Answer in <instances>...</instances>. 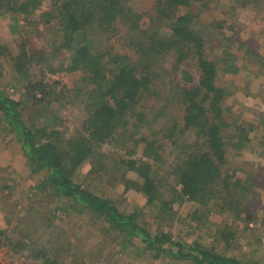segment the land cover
<instances>
[{"label":"rangeland","instance_id":"1","mask_svg":"<svg viewBox=\"0 0 264 264\" xmlns=\"http://www.w3.org/2000/svg\"><path fill=\"white\" fill-rule=\"evenodd\" d=\"M128 2L142 16L157 5V0ZM47 10L49 1H44L41 10L30 17L0 11V93L18 101L23 116L28 119V114L36 111L35 97L41 93L40 89L31 87L38 81L47 83L41 94L43 101L39 103L45 115L38 122L51 124L69 138L82 129L86 98L92 87L85 73L65 71L67 55L62 50L56 51L58 44L54 45L59 41V27L55 21L46 22L42 12ZM193 11L190 14L187 9L180 10L184 15L197 14L193 34L197 33L203 43L204 59L215 65L216 85L224 89L221 103L224 119L230 132L236 136L246 133L251 139L243 150L234 149L236 140H227V158L235 154L239 165L240 162L248 165L240 167L231 163L234 168L242 169L241 177L232 186L242 198L231 199L225 195V189L218 191L231 205H238L239 201L241 210L246 208L252 219L245 218L244 213L236 219L234 211L220 213L211 204L206 209L198 207L195 212L196 205L173 198L170 190L174 178L167 177L166 172L173 167L174 153L165 148L155 152L161 160L154 173V168L147 173L146 179H139L120 162V158L128 156V161L136 162L133 164L141 172L149 170L143 161H147L154 146L149 143L156 141L140 135L139 123L136 130L132 129L131 119L141 111L150 117L147 108L151 103L157 105L158 99L137 101L129 118L127 136L100 145L98 150L105 155L100 162L101 172L89 174L91 166L86 162L74 172L72 179L98 197L106 198L123 213L139 211L140 225L152 235L164 233L174 243L198 242L215 253L235 257L246 264H264V0H207L204 6L194 5ZM22 55L27 60L18 67ZM161 65L170 67L169 77L173 78L171 64L164 61ZM178 66L179 76L188 72L193 80H198L199 72L191 61ZM53 90L63 91L61 96H56ZM162 123L159 119L149 128L153 131ZM238 126L243 132L237 131ZM184 139L193 141V130L186 132ZM90 160L96 161V156ZM250 173L255 176L254 184L247 179ZM156 180L161 181L158 198L173 200L165 217H161L156 205L159 199L150 203L146 197L149 185L157 183ZM41 182L42 177L30 175L20 144L9 133L0 114V264H40L28 252L39 249L46 253L43 248L62 264H189L172 261L166 254L152 258L139 241L121 240L117 232L89 212L75 214L58 194L49 189L38 190ZM194 216L200 221L193 220Z\"/></svg>","mask_w":264,"mask_h":264},{"label":"trees","instance_id":"2","mask_svg":"<svg viewBox=\"0 0 264 264\" xmlns=\"http://www.w3.org/2000/svg\"><path fill=\"white\" fill-rule=\"evenodd\" d=\"M44 1H49V10L42 12V16L59 27V41L54 45L58 44L56 51L62 50L67 55L65 71L85 73L92 88L86 98L82 129L69 138L51 124L38 122L45 115L39 103L43 101L41 94L47 83L38 81L31 87L40 89L41 93L35 97L36 111L28 114V119L23 116L18 101L0 93V114L7 130L19 142L30 175L42 177L37 189L58 194L75 214L89 212L109 225L121 240L139 241L154 259L166 254L172 261L189 264H246L235 257L215 253L198 242L174 243L167 234L152 235L140 225L139 211L123 213L106 198L98 197L72 179L74 172L86 162L91 166L89 174L101 172L100 162L105 155L98 150L100 145L125 138L132 120V129L136 130L139 123L140 135L156 141L149 143L154 146L147 161H143L149 168L145 172L136 168L133 160L128 161V156L120 158L139 179H146L151 168L153 173L156 171L161 156L155 152L165 148L174 153L173 167L166 172L167 177L174 178L170 190L173 198L196 205L195 212L198 207L206 209L211 204L220 213L234 211L236 219L241 213L252 219L246 208H240L242 194L232 190L242 173V169L232 164L248 165L242 162L239 165L235 154L227 158V140H236L234 149L243 150L251 139L246 133L236 136L230 132L221 107L224 89L215 83V65L204 59L203 43L197 33L193 34L197 14H190L194 5L204 6L207 0H157L151 12L142 13L145 19L132 9L128 0H0V11L30 17L41 10ZM181 9L191 13L181 14ZM26 55L17 61L18 67L27 60ZM159 60L171 64L173 78L169 77L170 67L165 68ZM186 61H191L199 72L197 81L188 72L181 76L176 73L181 70L178 65ZM62 91L52 93L61 96ZM150 98L159 100L157 105L151 103L147 108L150 117L141 111L130 120L136 102ZM159 119L163 123L152 131L150 124ZM241 128L238 126L237 131L243 132ZM190 130L194 135L191 142L184 139ZM94 156L96 161L90 160ZM247 179L254 184L253 174ZM160 182L149 185L146 197L150 203L159 199ZM154 185L156 188H152ZM220 188L225 189L229 198H237L239 204L231 205L226 196L220 195ZM171 201L159 199L156 203L161 217L168 216ZM193 220L200 221L195 216ZM43 250L47 252L30 249L28 253L40 264H62L52 259L48 249Z\"/></svg>","mask_w":264,"mask_h":264}]
</instances>
